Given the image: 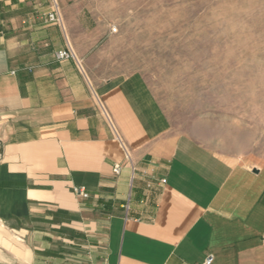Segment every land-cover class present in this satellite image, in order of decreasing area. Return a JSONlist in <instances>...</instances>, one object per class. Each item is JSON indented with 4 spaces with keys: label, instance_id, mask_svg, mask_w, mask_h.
Listing matches in <instances>:
<instances>
[{
    "label": "crops",
    "instance_id": "crops-1",
    "mask_svg": "<svg viewBox=\"0 0 264 264\" xmlns=\"http://www.w3.org/2000/svg\"><path fill=\"white\" fill-rule=\"evenodd\" d=\"M56 1L75 57L55 0H0V264H264V167L173 129L138 76L92 83L98 8Z\"/></svg>",
    "mask_w": 264,
    "mask_h": 264
},
{
    "label": "rangeland",
    "instance_id": "rangeland-1",
    "mask_svg": "<svg viewBox=\"0 0 264 264\" xmlns=\"http://www.w3.org/2000/svg\"><path fill=\"white\" fill-rule=\"evenodd\" d=\"M91 2L99 14L86 17L103 31L78 61L92 83L138 76L130 83L173 129L264 167V0Z\"/></svg>",
    "mask_w": 264,
    "mask_h": 264
},
{
    "label": "built area",
    "instance_id": "built-area-1",
    "mask_svg": "<svg viewBox=\"0 0 264 264\" xmlns=\"http://www.w3.org/2000/svg\"><path fill=\"white\" fill-rule=\"evenodd\" d=\"M47 19H48L49 22H51L53 24H57V25H59L61 27H63V25H64L63 24L62 14L60 12L58 4L56 3V0H55V5H54V10L48 14V18ZM57 56H58L59 59H65V58H69V57H75L76 55H75L74 51L72 50L70 44H68V46L65 49H61V50L58 51ZM78 62L80 64V61H78ZM100 105H101V108L104 111V113L107 115V117L111 121V118H110L109 114L107 113V111H106L104 105L102 104V102H100ZM115 171L116 172L119 171V166L118 165L115 167ZM211 260H212V257L209 256L207 258V260H206V263L210 264Z\"/></svg>",
    "mask_w": 264,
    "mask_h": 264
}]
</instances>
